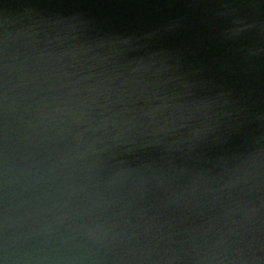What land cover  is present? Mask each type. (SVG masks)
I'll return each mask as SVG.
<instances>
[{
  "label": "water",
  "instance_id": "95a60500",
  "mask_svg": "<svg viewBox=\"0 0 264 264\" xmlns=\"http://www.w3.org/2000/svg\"><path fill=\"white\" fill-rule=\"evenodd\" d=\"M0 264H264V0H0Z\"/></svg>",
  "mask_w": 264,
  "mask_h": 264
}]
</instances>
